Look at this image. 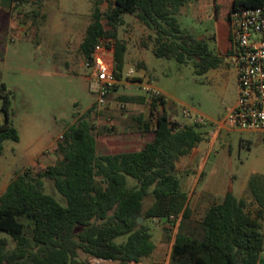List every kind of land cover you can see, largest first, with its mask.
Returning <instances> with one entry per match:
<instances>
[{"label":"trees","instance_id":"16d2710c","mask_svg":"<svg viewBox=\"0 0 264 264\" xmlns=\"http://www.w3.org/2000/svg\"><path fill=\"white\" fill-rule=\"evenodd\" d=\"M12 9H40L46 0H11ZM191 0H114L106 11L103 0L93 2L80 53L92 65L99 44L111 48L115 71L121 79L127 44L118 36L125 15L133 16L154 32L156 58L191 62L197 75L224 64L210 39L182 30L178 16ZM264 5V0H234L237 9ZM38 15V11L33 10ZM213 38H211V41ZM229 53V49L227 51ZM145 68L141 63L138 69ZM140 81V79H135ZM11 93L0 86V155L6 141H19L11 119ZM147 97H120L127 104H143ZM148 99V98H147ZM149 98V115L136 120L141 134L151 139L139 150L99 154L96 130L87 111L68 127L56 151L60 161L33 173L17 175L0 196V264H80L79 255L116 264L142 263L155 253L147 221H165L181 215L172 241L170 264H258L264 252V176L248 184L250 200L228 192L199 222L191 219L188 194L181 189L177 164L203 139L205 125L171 121ZM46 182L63 198L45 191ZM152 204L146 209L145 203ZM142 220V223H139ZM125 238L124 241L121 239Z\"/></svg>","mask_w":264,"mask_h":264},{"label":"rangeland","instance_id":"374dc122","mask_svg":"<svg viewBox=\"0 0 264 264\" xmlns=\"http://www.w3.org/2000/svg\"><path fill=\"white\" fill-rule=\"evenodd\" d=\"M94 1L46 0L40 9L27 6L13 10L8 0L6 6L0 7V86L4 84L11 93V119L19 134L18 142L4 143L0 155V194L24 171L31 169L37 173L60 161L56 149L61 137L89 110L96 130L114 128L113 133L97 135L99 154L139 150L151 139L150 134L139 132L136 120L143 112L149 113V106L119 100L130 96L149 100L138 85L118 87L102 109L97 107L96 95L90 91L93 70L86 66L80 46L91 23ZM113 1L103 0L101 10L106 11ZM233 5L234 0H191L177 17L182 30L210 39L211 48L224 58V64L203 75L195 73L191 62L180 64L156 58L152 52L154 32L133 16L123 17L118 36L127 44L123 74L132 69L135 76L145 75L165 96V112L171 121L193 125L197 114L209 122L201 129L198 160L191 163L188 156L177 164L181 189L188 192L194 185L196 171L202 168L209 181L232 183V194L242 198L241 190L248 193L251 178L264 174V135L222 130L218 132L219 138L214 139L210 133L216 130V123L225 117L237 97L235 70L226 58L229 49L226 17ZM141 63L145 68L138 69ZM183 107L196 113L195 116L185 117ZM3 117L0 113L2 121ZM259 139L261 145H257ZM45 191L63 202L48 182ZM151 204L149 198L145 208ZM146 225L156 249L161 244V252L156 254L155 249L154 255L142 264H169L177 230H172L167 222L147 221ZM0 237L9 239L5 234ZM79 260L80 264H94L84 254L79 255Z\"/></svg>","mask_w":264,"mask_h":264},{"label":"built area","instance_id":"2783aa9c","mask_svg":"<svg viewBox=\"0 0 264 264\" xmlns=\"http://www.w3.org/2000/svg\"><path fill=\"white\" fill-rule=\"evenodd\" d=\"M229 53L227 61L233 66L237 78L235 104L225 117L216 123L213 134L222 130L228 132H248L264 134V5L237 9L230 13L228 22ZM93 70L90 91L96 95V105L104 108L108 97L122 85H138L157 108L163 109L166 103L163 93L145 76H135L132 69L118 79L115 71L114 54L111 48L99 44L93 54ZM140 81H135V79ZM183 107L182 114L192 118L196 113ZM194 123L207 125L209 122L196 114ZM63 139V137H61ZM181 215L170 216L165 220L172 230H177ZM94 264H116L113 261L93 259ZM128 264H142L131 261Z\"/></svg>","mask_w":264,"mask_h":264},{"label":"crops","instance_id":"0c3cea01","mask_svg":"<svg viewBox=\"0 0 264 264\" xmlns=\"http://www.w3.org/2000/svg\"><path fill=\"white\" fill-rule=\"evenodd\" d=\"M5 1H8V0H0V7L6 6L7 2L5 3ZM11 4H12V1H11ZM140 105L149 106V100L146 98L145 103L140 104ZM148 115L149 113L145 114V112H143L142 116L146 119ZM210 133L213 134L212 131ZM256 134H259V133H256ZM259 135H264V134H259ZM213 136H214V139L219 138L218 133L214 134ZM214 142L215 141H213L212 146L215 144ZM261 144L262 142L259 139V141L257 142V145H261ZM247 145H249V142H247ZM199 154H200V151L198 148H196L190 155L191 163H194L198 160ZM261 175L264 176V174H261ZM5 190L3 191V193L5 192ZM241 191L243 192L242 198H247L248 200H250L249 192L246 193V191L245 192L243 190ZM228 192L233 193L232 183H227L225 181L224 183H222L220 180L209 181L205 177L204 170L202 168L198 169L196 171V179H195L194 185H192L191 189L188 192H185L188 194V208L190 209L192 213L191 219L197 222L201 221L203 217L205 216L206 212L209 210V208L212 205L220 204L223 202ZM3 193H1L0 196ZM161 222H165V221H161ZM263 226H264V220H263ZM159 252H161V244L156 249V254H159ZM258 264H264V252H262V254L260 255Z\"/></svg>","mask_w":264,"mask_h":264},{"label":"water","instance_id":"95a60500","mask_svg":"<svg viewBox=\"0 0 264 264\" xmlns=\"http://www.w3.org/2000/svg\"><path fill=\"white\" fill-rule=\"evenodd\" d=\"M139 223H142V220H139Z\"/></svg>","mask_w":264,"mask_h":264}]
</instances>
